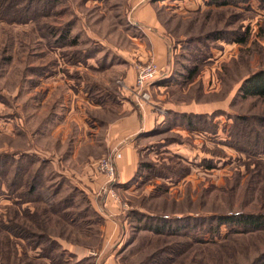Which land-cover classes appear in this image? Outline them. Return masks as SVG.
<instances>
[{"label": "rangeland", "instance_id": "obj_1", "mask_svg": "<svg viewBox=\"0 0 264 264\" xmlns=\"http://www.w3.org/2000/svg\"><path fill=\"white\" fill-rule=\"evenodd\" d=\"M151 3L173 65L143 102L116 71L147 62L120 51L132 0H0V264H264V229L216 220L264 213V97L240 93L264 69V1ZM127 102L155 123L122 181L103 134Z\"/></svg>", "mask_w": 264, "mask_h": 264}, {"label": "crops", "instance_id": "obj_2", "mask_svg": "<svg viewBox=\"0 0 264 264\" xmlns=\"http://www.w3.org/2000/svg\"><path fill=\"white\" fill-rule=\"evenodd\" d=\"M132 1L136 4L133 9V19L135 21L133 25L137 26L141 33H139V36L134 35L132 38L134 43L132 50L120 49V51L126 54L128 61L129 59L130 61L136 59L141 61L155 60L163 68L172 66L173 58L170 56V43L167 39L168 36L163 33V24L155 7L156 4L151 3V0ZM126 65L128 64H120L119 67H116V71L122 73L120 75L125 77L126 83L133 85L135 83V73L131 69L132 66ZM124 108L128 110V113L111 120L103 134L105 146L108 150L122 149L123 157L118 161V173L122 181H126L134 175L137 169L139 156L134 140L139 131L143 130L141 125L149 129L155 123L151 110L146 108L135 109L129 102L125 103ZM98 132L100 131L98 130ZM104 183V176L95 173L94 182H91L93 188L98 189Z\"/></svg>", "mask_w": 264, "mask_h": 264}, {"label": "trees", "instance_id": "obj_3", "mask_svg": "<svg viewBox=\"0 0 264 264\" xmlns=\"http://www.w3.org/2000/svg\"><path fill=\"white\" fill-rule=\"evenodd\" d=\"M231 0H207V3L209 4H217V5H223L227 4ZM264 1V0H263ZM244 39H241L243 41ZM240 93L244 97L248 96H257V97H264V69L257 71L247 77L241 88ZM216 220L219 221V224H224L231 221H236L239 224L243 225L246 229H252V230H258V229H264V213H247V214H238L235 216L230 215H221ZM3 228V223L0 221V229ZM8 228V226H7ZM9 230H12L14 232V227H9ZM160 227H158L155 231L160 233ZM264 258V253L257 258V261Z\"/></svg>", "mask_w": 264, "mask_h": 264}, {"label": "built area", "instance_id": "obj_4", "mask_svg": "<svg viewBox=\"0 0 264 264\" xmlns=\"http://www.w3.org/2000/svg\"><path fill=\"white\" fill-rule=\"evenodd\" d=\"M164 69L165 68L160 66L154 60H149L138 66L136 71L135 83L132 86V90L141 101L145 102L149 100V86L154 84L156 81L164 78L163 76L166 73ZM137 104L139 106H142V103L140 102H137ZM111 156L112 157L110 158L118 159L122 157V153L118 152V150H114ZM115 167V161L108 158H103L97 164V168L99 169V171H101L111 179L115 176Z\"/></svg>", "mask_w": 264, "mask_h": 264}]
</instances>
